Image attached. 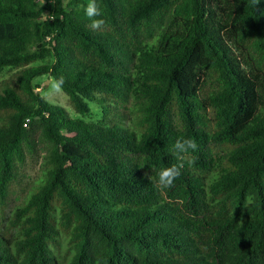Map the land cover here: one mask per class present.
Wrapping results in <instances>:
<instances>
[{"label":"trees","instance_id":"trees-1","mask_svg":"<svg viewBox=\"0 0 264 264\" xmlns=\"http://www.w3.org/2000/svg\"><path fill=\"white\" fill-rule=\"evenodd\" d=\"M89 2L0 0V264H264V0Z\"/></svg>","mask_w":264,"mask_h":264},{"label":"rangeland","instance_id":"rangeland-1","mask_svg":"<svg viewBox=\"0 0 264 264\" xmlns=\"http://www.w3.org/2000/svg\"><path fill=\"white\" fill-rule=\"evenodd\" d=\"M15 73L16 69L13 68L3 69L0 72V89L3 87V83L11 80ZM35 84L39 86L38 91L47 101L64 108L72 118L80 117L74 113L67 96L48 76L37 79ZM89 107L91 109L90 118L92 120L97 119V112L100 111L99 104L96 101L89 102ZM120 113H122V110H120ZM84 119L88 120L89 118L84 117ZM43 155L44 151L40 150L36 156L27 157L25 164L19 169L17 178L11 183L8 192L5 206L7 211L19 205L26 195L34 191L36 185H38L40 177H42L41 162ZM65 247L66 242L62 240L61 246L57 251L58 254L64 255Z\"/></svg>","mask_w":264,"mask_h":264},{"label":"clouds","instance_id":"clouds-1","mask_svg":"<svg viewBox=\"0 0 264 264\" xmlns=\"http://www.w3.org/2000/svg\"><path fill=\"white\" fill-rule=\"evenodd\" d=\"M85 15L90 20V27L92 29H98L104 24V20L102 18H96L102 16V12L101 9L98 7L97 0H90L87 7L85 8ZM174 147L176 152L183 154L188 152L189 150L195 151L197 149V144L192 139H178ZM180 171V168L175 165L165 167L160 171L158 175L159 185L164 188L171 187L176 178L180 175Z\"/></svg>","mask_w":264,"mask_h":264}]
</instances>
